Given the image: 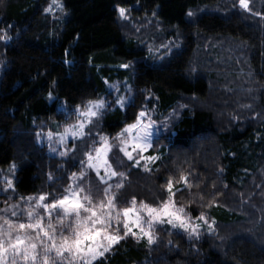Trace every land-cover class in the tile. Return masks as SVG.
Instances as JSON below:
<instances>
[{
	"label": "trees",
	"instance_id": "obj_1",
	"mask_svg": "<svg viewBox=\"0 0 264 264\" xmlns=\"http://www.w3.org/2000/svg\"><path fill=\"white\" fill-rule=\"evenodd\" d=\"M59 1L66 15L54 20L43 0H0V37L9 39L0 40V172L15 173L4 199L62 195L86 153L132 123L147 95L158 112L184 109L155 140L149 169L126 171L115 205L160 206L171 194L214 232L198 243L168 229L152 245L124 238L91 264H264V0L245 9L240 0ZM118 8L150 19L155 44L134 35ZM166 41L178 48L154 59L148 47ZM123 80L130 105L92 120L64 158L44 150L37 134L58 131L63 108Z\"/></svg>",
	"mask_w": 264,
	"mask_h": 264
},
{
	"label": "rangeland",
	"instance_id": "obj_2",
	"mask_svg": "<svg viewBox=\"0 0 264 264\" xmlns=\"http://www.w3.org/2000/svg\"><path fill=\"white\" fill-rule=\"evenodd\" d=\"M57 5H61V2L59 0H43V6H44V12L50 16V18L54 20H60L64 19L65 12L63 10V7H58ZM241 5V4H240ZM62 6V5H61ZM245 9V7H243ZM118 8V16L122 17L123 19L127 21H131L130 27L132 28L134 35L138 36V38L145 37L144 43H147L151 40V43L148 44H155V41L152 39L154 36L150 32L151 27V21L148 19L140 20H134V18L130 15L128 10H125L124 15L121 16ZM137 19V18H136ZM152 19V18H151ZM1 37H6L5 39H0L2 42L6 43L9 39L7 38L6 34H3ZM173 46V47H170ZM178 48L177 44L174 46V44L170 41H166L162 44L160 47H148L149 54L153 56L154 59H159L158 61H161L163 56H168L171 51H175ZM133 66V65H132ZM131 66V67H132ZM122 69H125V67H122ZM239 90V89H238ZM106 91L107 93L105 95L100 96L98 99H95L94 101L90 102H97V101H105L106 106L100 110V113L98 116H100L103 112L107 110H112L114 108H126L128 105H130L135 97V93L132 91L131 87L129 86L128 81H113V82H107L106 83ZM241 91V90H239ZM246 92V91H245ZM119 101H123V103H119ZM89 105V102L82 106H78L76 108L72 109H66L63 108L62 111V124L59 127L58 131L51 132V131H39L37 134V140L42 145L44 150L52 157L55 158H64L67 156L68 153L72 151V145L75 141L80 140L85 132L86 127L89 125L85 121V128L83 129V135H77L73 136L71 134L65 136L63 143L60 142V137L65 133L66 129H69L73 125L79 124L82 120H84L83 117H80L78 115L77 109L79 108L81 111H86L87 107ZM184 107L182 106H175L171 108L170 110L166 112H158L156 106L154 105L152 99L150 96L145 95L144 102L142 106L140 107L135 119L133 120L132 124H136L138 122L141 123V125H148L151 124V142L150 144L141 152L139 149L134 150V145L129 144L128 145V151L132 152L133 159L129 160L123 152H121V147H124V144L122 143V139L118 138V134H120L128 125L123 127L119 132L114 134L113 136L109 137H102L99 139V142L95 147H92L89 151L93 157L96 156V149L101 148L105 144V140L107 144L110 146L111 151L107 153V158L109 162L112 164V168L118 173L117 176L109 177L105 175V170L101 168L100 170V176H103L104 179L107 181V183H101L100 178L97 176V173L94 169L87 167L89 161L87 158V155H85L84 160L82 164L79 166L78 169H76L69 177V183L62 195L59 197L50 200L49 197L45 196V194H39V195H33V196H27L23 197V199L19 200H7L4 199L6 197V192L8 190L14 189V181L15 175L14 171L10 168L5 170L7 173H3V171L0 172V217H6L10 220H12L15 223L28 222L27 218V211L30 207L35 209L36 202L39 200L41 196H44L46 199L44 203H47L49 205L52 204L54 200H60L65 195H67L72 188H76L79 186L80 188H83L84 191L80 193L81 196L83 195H90L92 199L93 205H99L101 202L107 203L106 195L108 197H113V192L117 190L123 183L125 179L126 171L129 168L132 167H141L144 170H148L149 167L155 162L156 157L153 155H149L148 152L152 149H154L155 144L162 135L169 132L172 128V126L176 123V121L179 119ZM144 112L145 115L143 117H140V113ZM98 116L92 118L94 120ZM51 133V137L49 134ZM132 135H135V130L133 131ZM129 138V134L125 133L123 139L127 140ZM159 146L156 148L158 149ZM156 149V150H157ZM88 152V153H89ZM63 153V155H61ZM149 157H155L154 160H150ZM139 161V164L136 162ZM8 174L10 175L8 177ZM75 174V176L73 175ZM122 174V175H121ZM82 177V178H81ZM8 181H11V186L8 185ZM184 180L181 181L183 184ZM105 188H108L109 191L106 194ZM31 198V199H30ZM171 198V200H170ZM166 201H170V203H173L176 208H183L176 204L173 201L172 195L170 194L169 198ZM16 205L18 206L16 208V211L18 213V216L13 217L11 212V206ZM132 202H130L125 207H118L116 206L117 210L132 207ZM150 206V205H149ZM135 207L137 210L141 209V203L136 202ZM153 208H159L160 206H151ZM4 209H8L7 212L3 211ZM99 210V209H98ZM183 213L181 214L182 217L191 225V226H198L197 227V235H190L191 228H189V231H185L184 229L180 228L179 226L173 227L171 224L167 223V218H165L164 223H155L153 228L151 229V235L153 236V242L154 244L157 241L158 238V232L162 229H168L170 232L183 235L188 241L190 242H199L205 234L211 235L214 232V226L212 222H210L205 216L199 215L198 217L192 218L191 215L183 208ZM35 211L39 214V217H43V221L45 224H47L48 220L50 219L47 214L45 213L43 208L35 209ZM60 213L62 215V210L57 209L56 212L53 213L51 220L53 224L57 223V214ZM20 213H23L20 215ZM140 216L142 217V223L141 225L137 226L132 221L135 220L136 214L133 213L130 215L129 218V228L130 231L127 235H125V228H124V218L121 215L120 216V222L117 224L115 220L112 221L111 228L108 229L109 233L117 234L121 237V239L124 238H134V239H143L145 241H148V237L144 235L140 228L143 227L145 232H148V226L147 221L150 219L146 213V210H142L139 212ZM116 213L113 212V216H115ZM203 217V219H201ZM3 223V220L0 219V224ZM67 223V221H65ZM252 220L249 217V220L247 222V225H252ZM211 225V227H209ZM6 227V225H5ZM118 229V231H117ZM240 231V230H239ZM249 233L247 231H242V233ZM241 233V234H242ZM33 236L35 233H31ZM65 235H67V231H65ZM99 239V238H98ZM119 239V241L121 240ZM257 241V240H256ZM37 244H39V241H36ZM106 243V241H105ZM262 243V242H261ZM117 244V243H115ZM113 244L111 248L105 252L102 256H98L96 259L92 260L91 263L94 261L102 258L105 256L112 248L115 246ZM150 244V243H149ZM264 244V243H263ZM42 249L38 248V252L42 253ZM54 260L55 264H75V261L72 260V257L69 256L67 253H65V256L63 259H60L56 257L55 252L53 251L50 253V261ZM8 264H11V259L9 258ZM19 264H23L22 261L19 262Z\"/></svg>",
	"mask_w": 264,
	"mask_h": 264
},
{
	"label": "snow or ice",
	"instance_id": "obj_3",
	"mask_svg": "<svg viewBox=\"0 0 264 264\" xmlns=\"http://www.w3.org/2000/svg\"><path fill=\"white\" fill-rule=\"evenodd\" d=\"M240 4L242 7L247 8L246 0H240ZM57 6L62 8L61 5ZM119 11L121 16H123L125 10L119 9ZM5 38L0 37V39ZM124 67H127V65ZM119 103H123V101H119ZM105 106V101H97L89 102L86 111H81L78 108V115L83 117L84 120L66 129L65 133L60 137V142L63 143L65 136L69 134L82 136L83 129L86 126L85 121L91 124L92 118L98 116L100 110ZM144 115V112L140 113V117ZM150 129L151 124L142 126L138 118L136 124L128 125L118 134V138L122 139V143L124 144V147H121L120 150L129 160L133 159V154L127 150L128 145L132 144L134 145V150L139 149L142 152L151 142L152 133ZM134 130L135 135H132ZM125 133L129 134L127 140L123 139ZM49 136L51 137V133ZM110 151L111 148L105 140V144L101 148L96 149L97 154L95 157L90 152L86 153L89 161L87 167L96 171L101 183H107L104 177L100 176L101 168L105 170V175L109 179L118 175L107 158V153ZM149 159L154 160L155 157H149ZM136 163L139 164V161ZM73 175L75 176V174ZM183 179L184 177L182 176L181 180ZM11 183V181H8L9 186H11ZM171 187L172 182L169 181V191H171ZM83 191L84 189L79 186L72 188L67 195L60 200H54L51 205L44 203L46 198L41 196L36 202L35 209H44L50 218L47 224L44 223L43 217L37 218L39 214L32 207L27 211V223L20 222L17 224L6 217H0L3 220V223L0 224V264H8L9 258L11 259V264H19L20 261L23 264H55L54 260L50 261V253L53 251L56 257L60 259H63L65 253H67L75 261V264H91L92 260L98 256H102L113 244L118 243L119 239H121L119 235L109 233L108 229L111 228L112 221L115 220L119 224L120 216L122 215L124 218L125 235H127L130 231V215L136 214V218L132 222L139 226L143 222L139 214L142 210H146L150 218L147 221L149 231L145 232L143 227L140 230L148 237L150 244L153 242L151 229L155 223H164L165 218H167V223L173 227L179 226L185 231H189V228H191L189 234L197 235L198 226H191L181 215L184 211L183 208H176L170 201H165L159 208H153L141 202V209L137 210L135 207L136 200L133 198L132 207L117 210L115 197H108L106 195V204L101 202L99 205H93L90 195H80ZM108 191L109 189L105 188L106 194ZM17 207L16 205L11 206L13 217L18 216ZM57 209L62 210L63 214L60 215L57 212V223L53 224L51 217ZM3 211L7 212L8 209H4ZM113 212L116 213L115 216H113ZM22 214L20 213V215ZM65 231H67V235H65ZM31 233H35V235L33 236ZM36 241H39V244ZM38 248L43 250L42 253L38 252Z\"/></svg>",
	"mask_w": 264,
	"mask_h": 264
}]
</instances>
